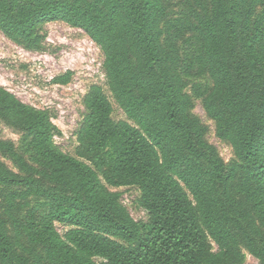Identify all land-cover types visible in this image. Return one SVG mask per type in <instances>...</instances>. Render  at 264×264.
Wrapping results in <instances>:
<instances>
[{"label": "trees", "instance_id": "trees-1", "mask_svg": "<svg viewBox=\"0 0 264 264\" xmlns=\"http://www.w3.org/2000/svg\"><path fill=\"white\" fill-rule=\"evenodd\" d=\"M181 4L175 14V0H0V31L28 51L43 49L46 24L84 31L128 119L115 121L93 86L75 157L49 112L0 84V122L23 134L20 149L0 139V264H243L245 252L264 264V0ZM206 76L212 87L193 83ZM127 187L141 190L148 221L110 189Z\"/></svg>", "mask_w": 264, "mask_h": 264}, {"label": "rangeland", "instance_id": "rangeland-1", "mask_svg": "<svg viewBox=\"0 0 264 264\" xmlns=\"http://www.w3.org/2000/svg\"><path fill=\"white\" fill-rule=\"evenodd\" d=\"M175 4L174 13L180 14L183 11L181 0H175ZM42 33L46 37L43 49L28 51L10 41L0 31V84L24 103L49 112L54 124L62 132L56 136V144L64 153L76 157L79 148L78 135L87 115L84 101L93 86H102L105 89L114 107L115 121L128 119L108 90L104 55L88 35L61 22L44 25ZM69 71L74 73L69 85L54 83L57 77ZM193 83L213 86L208 76L194 80ZM188 94L195 101L193 113L209 128L208 141L217 147L228 165L232 164L236 160L233 148L217 137L216 125L205 113L202 99L197 98L191 89H188ZM0 139L12 141L20 149L23 134L0 122ZM4 160L15 169L9 160ZM110 189L123 193L122 203L135 220H149L148 212L138 206L141 197L139 188ZM37 203V200L33 201L34 205ZM56 226L62 235L68 231L65 225L58 223ZM245 254L243 264H260L247 252Z\"/></svg>", "mask_w": 264, "mask_h": 264}]
</instances>
